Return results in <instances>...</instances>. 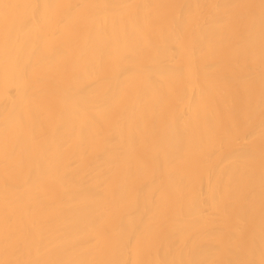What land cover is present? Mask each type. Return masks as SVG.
Wrapping results in <instances>:
<instances>
[{"label": "bare ground", "instance_id": "6f19581e", "mask_svg": "<svg viewBox=\"0 0 264 264\" xmlns=\"http://www.w3.org/2000/svg\"><path fill=\"white\" fill-rule=\"evenodd\" d=\"M0 264H264V0H0Z\"/></svg>", "mask_w": 264, "mask_h": 264}]
</instances>
